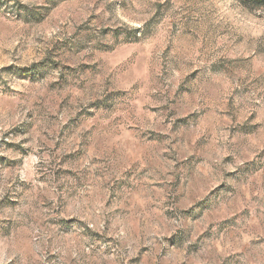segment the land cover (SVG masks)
Returning <instances> with one entry per match:
<instances>
[{"label":"rangeland","instance_id":"rangeland-1","mask_svg":"<svg viewBox=\"0 0 264 264\" xmlns=\"http://www.w3.org/2000/svg\"><path fill=\"white\" fill-rule=\"evenodd\" d=\"M0 264H264V4L0 0Z\"/></svg>","mask_w":264,"mask_h":264},{"label":"trees","instance_id":"trees-1","mask_svg":"<svg viewBox=\"0 0 264 264\" xmlns=\"http://www.w3.org/2000/svg\"><path fill=\"white\" fill-rule=\"evenodd\" d=\"M249 1V0H247ZM254 2H256L258 5H263L264 4V0H253Z\"/></svg>","mask_w":264,"mask_h":264}]
</instances>
